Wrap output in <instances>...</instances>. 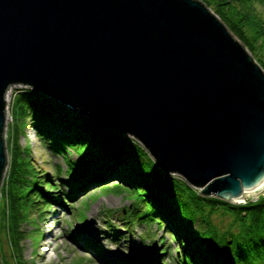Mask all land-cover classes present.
<instances>
[{
    "label": "water",
    "instance_id": "water-1",
    "mask_svg": "<svg viewBox=\"0 0 264 264\" xmlns=\"http://www.w3.org/2000/svg\"><path fill=\"white\" fill-rule=\"evenodd\" d=\"M12 87L134 139L204 197L237 205L264 182V70L201 0H0V186Z\"/></svg>",
    "mask_w": 264,
    "mask_h": 264
},
{
    "label": "trees",
    "instance_id": "trees-1",
    "mask_svg": "<svg viewBox=\"0 0 264 264\" xmlns=\"http://www.w3.org/2000/svg\"><path fill=\"white\" fill-rule=\"evenodd\" d=\"M201 1L253 55L264 44V0ZM260 66L264 69V65ZM11 119L7 136L11 158L7 181L0 193L1 202L3 195L6 197V204L0 203V230L15 264H27L22 260V242L26 239L23 224L28 208L35 205L30 201L31 194L36 190L43 196L52 194L43 193L39 186H29L32 177L18 160L19 130L28 126L47 142L49 150L62 154L69 173L81 170L77 181H63L73 193H64L67 199L75 198L80 185L104 186L113 182L115 187L135 193L147 205L140 220L157 221L179 243V264H264V196L244 206L204 197L181 178L162 172L133 139L96 126L63 104L30 89L15 94ZM69 150L75 153V159L69 158ZM57 171L61 168L57 167ZM130 206L133 208L134 202ZM216 214L229 218L225 229L213 223ZM0 263L6 261L2 259Z\"/></svg>",
    "mask_w": 264,
    "mask_h": 264
},
{
    "label": "rangeland",
    "instance_id": "rangeland-1",
    "mask_svg": "<svg viewBox=\"0 0 264 264\" xmlns=\"http://www.w3.org/2000/svg\"><path fill=\"white\" fill-rule=\"evenodd\" d=\"M249 53L259 65H264V44L257 48L254 55L250 51ZM22 89L25 88L12 87L6 94L7 109L4 136L7 168L0 186V193L3 184L7 181L11 158L10 144L7 142L9 140L7 136L12 126L11 104L15 94ZM68 109L75 111L69 107ZM18 145L20 146L18 160L25 164V169L32 177V180L28 183L29 186H39L43 189V193L45 191L52 193L44 195L48 198V203H45V197L39 190H36L30 196V201L35 202V205L28 208L27 217L23 224L26 239L22 242V260L25 263L112 264L110 256H117L125 257L127 259L125 264H128L129 257L134 258L135 262L143 260V255L138 251H142L144 248L136 250L134 243L137 245L141 243L143 246L148 245V251L153 250L150 247L153 244L156 245L155 247L164 246L162 252H165L166 247L169 250L173 248L168 253L166 252L167 254L161 261L162 264H167L166 261L170 259L175 260L176 251L181 254L182 250L179 249V243L174 242L171 235L163 227L157 225V221L151 222L146 219H139L148 210V207L144 202L138 200L135 193L127 188L115 187L113 182H110V184L107 183L104 186L95 184L80 185L76 190L75 198L67 199L65 194H70L71 191L64 189L63 181H77L81 170L78 169L76 173H69L62 154H56L53 150H49L47 142L38 138L31 126L23 131L19 130ZM69 153V158H76L72 150H69ZM57 167L61 168L59 173ZM51 180L52 183L50 184ZM50 185L55 186L57 190L51 189ZM262 196H264V190L252 194L250 203L258 201ZM3 197L2 202L0 200L2 205L6 204V197L4 195ZM133 202L134 207L132 208L130 203ZM212 221L218 228L225 229L229 218H223L220 214H216L213 216ZM110 223H113L112 228L117 229L113 233L118 232L120 234L118 237H112L108 234L109 231L104 232L105 228L103 226L107 228ZM118 229H125L127 232H120ZM94 233L96 236L103 235L104 237L100 240L99 245L95 244ZM162 236L163 238H160ZM83 241L86 244H91V249L86 251L82 248ZM92 249L99 252V258L93 255ZM155 256L156 254L151 256V259ZM176 257L180 258V256ZM2 259L6 261V264H15L10 259L5 234L0 230V260Z\"/></svg>",
    "mask_w": 264,
    "mask_h": 264
},
{
    "label": "built area",
    "instance_id": "built-area-1",
    "mask_svg": "<svg viewBox=\"0 0 264 264\" xmlns=\"http://www.w3.org/2000/svg\"><path fill=\"white\" fill-rule=\"evenodd\" d=\"M260 190H256L250 193H245L244 195V200H242L241 202H239V205H246L248 202H251L252 197H250L252 194H255L257 192H259ZM257 198V197H256Z\"/></svg>",
    "mask_w": 264,
    "mask_h": 264
},
{
    "label": "bare ground",
    "instance_id": "bare-ground-1",
    "mask_svg": "<svg viewBox=\"0 0 264 264\" xmlns=\"http://www.w3.org/2000/svg\"><path fill=\"white\" fill-rule=\"evenodd\" d=\"M256 190H260V191H261V190H264V182H263V183L261 184V186H260L259 188H257ZM256 190H255V191H256Z\"/></svg>",
    "mask_w": 264,
    "mask_h": 264
}]
</instances>
